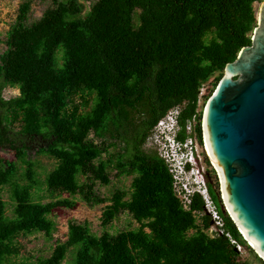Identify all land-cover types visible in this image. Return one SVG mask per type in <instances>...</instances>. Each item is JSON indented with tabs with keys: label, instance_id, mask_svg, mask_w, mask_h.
I'll return each mask as SVG.
<instances>
[{
	"label": "trees",
	"instance_id": "obj_1",
	"mask_svg": "<svg viewBox=\"0 0 264 264\" xmlns=\"http://www.w3.org/2000/svg\"><path fill=\"white\" fill-rule=\"evenodd\" d=\"M32 1L20 3L0 55V144L22 153L26 163L18 171L16 160L0 156V264H13L19 234L51 237L49 214L74 208L76 197L89 206L110 202L101 212V233L70 219L66 241L23 264H61L70 248V264H246L228 237L205 231L209 215L197 223L199 194L185 208L168 163L143 145L171 108L181 106V125L197 114L200 85L214 74L215 88L224 65L250 44L255 3L262 0H84L85 12L80 0H50L28 22ZM5 87L19 94L4 98ZM197 133L201 141L200 125ZM178 137H185L183 130ZM32 149L55 159L42 181L35 160L25 157ZM110 168L131 174L129 192L100 194L96 185L110 182ZM42 185L46 202L34 196ZM207 186L224 231L246 244L223 207L215 174ZM122 211L138 227L109 232L106 226Z\"/></svg>",
	"mask_w": 264,
	"mask_h": 264
},
{
	"label": "water",
	"instance_id": "obj_2",
	"mask_svg": "<svg viewBox=\"0 0 264 264\" xmlns=\"http://www.w3.org/2000/svg\"><path fill=\"white\" fill-rule=\"evenodd\" d=\"M200 128L223 207L264 260V0L250 44L224 65Z\"/></svg>",
	"mask_w": 264,
	"mask_h": 264
},
{
	"label": "rangeland",
	"instance_id": "obj_3",
	"mask_svg": "<svg viewBox=\"0 0 264 264\" xmlns=\"http://www.w3.org/2000/svg\"><path fill=\"white\" fill-rule=\"evenodd\" d=\"M23 0H0V55L5 49V34L10 24L14 21L18 7ZM85 4L83 12H85L89 8V2L80 0ZM260 1L255 3V9L259 11ZM51 5L50 0H33L30 8V18L28 22H31L35 19H38L43 11ZM138 10V9H137ZM136 12H133V15ZM137 15V14H135ZM60 54L58 55V57ZM60 58V57H59ZM214 74L211 75L206 81L201 84L202 91L200 93V97L197 99V111L201 118L202 109L213 91L214 85ZM18 89L16 87H5L2 91V96L4 98H9L10 96L18 95ZM209 95V96H208ZM79 98V97H78ZM80 100V99H79ZM13 131L19 128L18 122H13ZM91 136V134L89 135ZM146 150H152V148L148 147V145H143ZM118 148V147H115ZM203 148V147H202ZM113 149L110 148L112 152ZM204 151V150H203ZM205 154V152H204ZM22 153L15 152L13 149H10L7 145L0 144V156L7 159H13L17 161L18 171H23L26 163L21 159ZM104 155V154H103ZM202 156V163L206 168L207 177L210 182H214V174L217 177V173L213 164L210 162L206 163L204 159V155ZM25 157H30L35 160V169L37 171L38 177L42 179L45 177V174L48 170H50L54 164L55 159L45 153H34L33 149L30 151H26ZM110 182L106 185H102L98 183L96 185L100 194L104 197L111 196L112 192L117 188L124 189L126 191H130V183H131V174H116V168H110ZM82 178V177H80ZM45 185H42L39 190H35L34 196L42 195V202L48 201L50 198L47 196L46 191L44 190ZM128 194L124 198H128ZM61 197H68L67 193L61 195ZM2 199L6 202V210L5 213L9 216L12 215V204L13 202L8 196L7 187H3L2 189ZM109 201H106L102 204L89 206L83 201H81L78 197H76V205L74 208L67 207H55L52 212L49 214V217L53 220L55 224V230L51 237H46L42 232H31L26 234H19L15 238V242L19 246V252L15 255H12L11 260L13 264H23L26 261H32L37 256H46L49 255L53 246L58 242H63L67 240V224L70 219H75L78 222L86 221L89 225V228L92 233L99 235L103 230L101 225V212L103 207L106 204H109ZM197 214V223H201L200 217L202 215L207 214V211H202ZM208 215V214H207ZM138 223L131 218V215L127 211L120 212L109 225L106 226V229L109 232L115 233L120 230L133 229L138 227ZM216 224L209 220V226L205 231L209 235H213L215 232ZM145 231L148 229L145 228ZM193 229H191L188 233H193ZM246 244H248L245 241ZM246 244H240L239 249V259L243 260L246 264H261V260L258 256L259 253L255 249L252 248L250 250ZM249 245V244H248ZM73 258V248L67 249L66 254H64V258L61 264H70Z\"/></svg>",
	"mask_w": 264,
	"mask_h": 264
},
{
	"label": "built area",
	"instance_id": "obj_4",
	"mask_svg": "<svg viewBox=\"0 0 264 264\" xmlns=\"http://www.w3.org/2000/svg\"><path fill=\"white\" fill-rule=\"evenodd\" d=\"M202 87L200 85L198 98ZM181 106L171 108L163 117L158 119L151 128L145 139L144 145L152 148L168 163L169 169L174 177V191L185 208H189L194 194H199L203 200V211H207L215 226L212 236L225 235L238 250L240 244L232 239L229 233L223 229V220L219 215L215 204L210 196L207 186L206 168L202 163L203 148L197 133V126L200 125L199 113L189 118L185 125L180 123ZM167 129L171 134L166 135L168 141L162 140L160 133ZM181 130L185 137L179 138ZM191 171L188 173V169Z\"/></svg>",
	"mask_w": 264,
	"mask_h": 264
},
{
	"label": "clouds",
	"instance_id": "obj_5",
	"mask_svg": "<svg viewBox=\"0 0 264 264\" xmlns=\"http://www.w3.org/2000/svg\"><path fill=\"white\" fill-rule=\"evenodd\" d=\"M171 133L167 130V129H165L164 131H162L161 133H160V136H161V139L162 140H165V141H168V139L166 138V135H170ZM191 170H190V168L188 169V173L190 172ZM191 173L193 174L194 172L193 171H191Z\"/></svg>",
	"mask_w": 264,
	"mask_h": 264
},
{
	"label": "bare ground",
	"instance_id": "obj_6",
	"mask_svg": "<svg viewBox=\"0 0 264 264\" xmlns=\"http://www.w3.org/2000/svg\"><path fill=\"white\" fill-rule=\"evenodd\" d=\"M251 242V241H250ZM251 244H253L252 242H251ZM253 245H255V244H253ZM263 255V254H262Z\"/></svg>",
	"mask_w": 264,
	"mask_h": 264
}]
</instances>
